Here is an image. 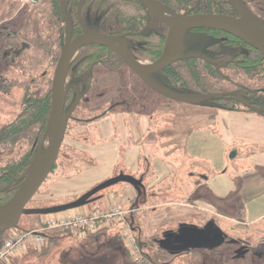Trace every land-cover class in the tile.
Wrapping results in <instances>:
<instances>
[{"label":"trees","instance_id":"1","mask_svg":"<svg viewBox=\"0 0 264 264\" xmlns=\"http://www.w3.org/2000/svg\"><path fill=\"white\" fill-rule=\"evenodd\" d=\"M161 1L180 13L195 6L198 0ZM243 1L255 13L264 18V0ZM79 5L80 0L65 1L66 11L72 22L73 38L83 33L85 24L105 34L128 36L131 52L137 60L155 61L161 57L168 28L159 23V29L153 28L142 32L143 27L148 23V17L141 0H82V20L78 15ZM196 9L221 14H232L231 12H233L226 0H200ZM200 29L214 32L216 36L225 35L216 28ZM66 39L67 26L61 8V0H39L37 4H24L21 0H0V93H9L13 89L21 90V95L13 106L16 114L0 119V207L15 196L37 152L47 141L52 109V82ZM234 40L237 42L232 46L225 40L214 43L213 49L216 53L214 59L224 61L226 64L223 67L218 66L216 62L207 61L205 58L194 57L179 60L167 68L155 72L153 78L165 87L179 93L190 95L224 94L222 97H213L206 102L197 104H209L231 111L256 112V110H264V55L245 45L243 41ZM242 47L247 50L240 52V49H244ZM122 66L123 63L119 57L104 44L87 43L77 51L70 62L66 78V111L73 105L78 94L87 96L81 100L70 117L65 137H71L69 132L75 126H82L85 129H82L75 140L89 139L93 134L91 131L89 134L92 124L94 125L105 116L119 111V102H117L119 97L133 92L134 99H136L138 95L140 96L138 94L140 84L145 90H152L132 70L129 72L135 83L132 82L130 85L125 73L121 71ZM102 72L118 74V91L111 99L105 96L109 91L102 90L100 80L96 76L97 73ZM230 91L239 92L248 103L231 96ZM91 99L93 100L91 101ZM124 100L128 104L135 102ZM8 106H10V102H8ZM259 114L264 116V112ZM65 148L69 149L76 162L83 163L82 161L87 159L83 158L87 156L85 153H80L76 147L67 146L64 142L60 154ZM73 153L81 155L82 158ZM147 164L148 161L144 157L142 165L147 167ZM57 166H59L58 161L52 173ZM73 170L76 169H73L71 164H67L65 173ZM120 173L122 171L116 170L113 176ZM143 179H141L142 184L139 188L145 185V178L143 177ZM122 183L124 182L117 185H123ZM114 186L99 190L91 196L88 203L104 199L110 192H114L112 190ZM134 188L139 194L140 189ZM80 196H74L71 201ZM56 205L59 203L40 204L37 207L47 208ZM43 215H22L16 226L24 218H30L33 220V224L23 229H17L15 226L0 232V247L14 231L46 227L41 218ZM186 215L187 212L180 211L176 214L173 212L172 219L183 223L187 222V218L191 220L200 216L204 218L201 213L194 214L193 211L188 212L189 216ZM161 220H164V216H161ZM130 221L135 226L139 217L132 214ZM165 223L164 221L159 223L160 229L165 228L160 237L148 236L143 232L144 228L141 224L136 226L138 232L136 237L143 253V260L133 264H174V258L178 255H172L159 245V239L166 231L172 229L171 226H163L166 225ZM197 225L202 226L203 224ZM109 228V226L101 225L99 232L107 231ZM44 232L48 240L41 247L42 250L38 252L37 248H33L37 246L28 244L27 255L45 256L52 253L58 243L66 235L73 234L75 230L70 227H46ZM195 251L211 253L206 249H196ZM22 259L25 257H22L21 254L17 255L11 264H22ZM216 259L206 255L204 259L193 261L185 258L189 264H217Z\"/></svg>","mask_w":264,"mask_h":264},{"label":"rangeland","instance_id":"2","mask_svg":"<svg viewBox=\"0 0 264 264\" xmlns=\"http://www.w3.org/2000/svg\"><path fill=\"white\" fill-rule=\"evenodd\" d=\"M27 1L33 4L37 3L33 1L38 0H25V2ZM122 71L125 72L130 85L132 82L135 83L129 71L125 69H122ZM101 74L102 77L99 79L100 87L102 90L107 89L109 91L105 96L111 99L118 91V74L112 72H102ZM135 81L137 82V80ZM139 87L138 94L140 96L138 95L136 99H134L135 95H133V92L121 98L117 97L118 102L124 101V99L127 101H135L132 104H119L118 112L126 114L131 112L133 114H146L151 120V125H149V128L153 129L152 135L150 134L151 136L156 135L153 132L159 131L167 119L173 122V119L185 118L188 120L190 117L193 121H197L200 124L203 123L198 116L196 117V112L192 113V111H189L186 105L188 103L170 99L152 90H145L141 84ZM20 95L21 90L19 89L10 90L9 93H0V115L3 118L12 117L16 114L15 107L13 108V106L15 102L17 103ZM131 97L133 99H130ZM8 102H10V106H8ZM214 118L216 121V117ZM82 129L85 128L82 126L72 128L69 132L71 137H65L64 143L67 146H73V143L76 141L75 139L78 138ZM90 131H96V126L92 124L89 128V134H91ZM157 134L159 135V132ZM216 134L218 137L198 138L196 141L192 140L193 143L190 142L192 137L185 139V142L192 144L193 149H195V152L189 150L190 156L194 157V155H199L193 158L198 164H193L192 158H189L187 155L188 153H184L183 145H176L178 151L175 154L176 156L172 155V163H176L178 166L173 170L174 172L172 171V177H166L158 183L153 184L152 180L154 178L153 176L151 177L150 169L143 166L141 172L133 175L137 179L145 178V185L141 186L140 195L137 194V190L132 184L124 182L122 183L123 185L116 184L112 188L114 192H110L104 199L85 205L90 208L87 211L88 213L97 208L105 207L104 203L107 201L106 198L110 195L118 199L115 205L127 210V213L122 220L114 221L109 230L104 232L75 231L73 234L66 235L54 248L53 252L45 256L27 255L28 251H23L21 256H24L25 259H22L21 263L133 264L140 262V260H143L142 251L141 259H136L126 244L124 231L131 233L136 238L137 245L140 248L136 237L138 224H141L144 228L143 232L148 236L160 237L165 230L163 227L160 229L159 223L161 221L166 222V225L163 226H171L172 229H177L180 222L175 221L174 218L172 219V213L175 212L176 214L180 211L187 212L186 216H189L188 212L193 211L194 214L197 212L201 213L204 218H201V216L194 217L192 215L195 219L191 220L187 218V222L204 225L210 219H214L228 234L229 238L247 241L252 250L247 255L236 257V249L238 247L234 244L226 243L219 247L220 249L211 250V253L191 250L187 253L184 252L178 256L176 255L174 264H189V262H186L188 259L185 260V258L193 261L196 259H204L205 255L217 258V264H264V167L256 165L258 164L256 163L257 160H255L257 158L255 155L256 149L252 148L250 143L244 141L237 142L235 149L234 147H227L226 149L228 150L224 153L221 150L223 144L220 136L217 132ZM83 137L85 136L83 135ZM144 137L145 135H142V139ZM94 139L97 141L102 140L97 133ZM141 145L143 152H146V148L144 147L146 144L143 142ZM44 146H49V137ZM148 146H150L152 151V154L149 156L150 158L156 155L157 157L167 159L166 152L158 142L148 144ZM176 147H172V150ZM258 149L260 151V148ZM73 154L76 155L75 153ZM76 156L81 157L79 154ZM150 158L148 163L151 160ZM58 159L59 166H57L54 172L43 183L35 197L28 204V207H37L40 204H62L71 201L74 196L83 194L82 192L78 195H70L71 193L65 190L67 187L62 185L61 181L74 174V172H78L81 167L89 166V164L76 162L73 159L72 153L66 148L59 155ZM64 164L66 165L64 166ZM67 164H71L73 169H76L75 166H77L78 170L65 173L67 171ZM223 171L226 172L225 175H223ZM203 175L211 177L208 182V187L204 183ZM252 184L255 186L253 190L250 189L251 187H246V185L252 186ZM94 186L90 187V189ZM130 186L133 187L131 195L126 191V188ZM232 188L234 189L233 194L229 191ZM86 192L87 190L84 193ZM132 214L139 217V221H137V224L135 223V226L130 221ZM161 216H164V220L160 221ZM46 217H49V215H43L41 217L43 222ZM31 224H33V220L24 218L16 228H27ZM47 240L48 238L45 240V243ZM42 246L33 248H37L39 252L42 250ZM126 251H128V254H126Z\"/></svg>","mask_w":264,"mask_h":264},{"label":"water","instance_id":"3","mask_svg":"<svg viewBox=\"0 0 264 264\" xmlns=\"http://www.w3.org/2000/svg\"><path fill=\"white\" fill-rule=\"evenodd\" d=\"M65 1L61 0V8L67 26V39L58 60L52 82V109L47 130L49 146L40 147L33 162L25 173L24 181L17 193L8 203L0 207V232L15 227L21 216L25 214L46 215L84 206L89 202L93 194L120 182L132 184L134 187L140 189L139 187L142 184L141 179L122 172L117 176L106 179L71 202L47 208L28 207L30 201L51 175L65 140L68 121L84 95L79 94L70 109L66 111V78L70 62L82 46L91 42L106 45L152 90L170 99L189 104L206 102V100L213 97H222L223 94L209 93L204 95H190L179 93L160 84L152 76L154 72L161 71L179 60L190 58L194 55L197 57L202 56L201 53H192L196 45L200 42L202 34L193 33L187 35L189 29L196 27L218 28L250 43L254 48L264 54V25L262 24L264 19L255 15L243 0H227L240 13V17L216 13H172L171 16H167L165 12L168 9L158 0H143L154 18H158L169 26L163 53L152 64H143L134 59L131 53L122 45V36L108 35L85 26L84 32L73 38L72 22L66 11ZM79 16L81 17V4ZM240 99L248 103L243 98ZM256 112L260 113L264 112V110H256ZM227 237L228 234L214 219H210L203 226L183 222L177 230L166 231L163 238L159 240V245L171 254H179L196 249L211 251L224 245ZM229 242L234 244L238 240L230 239ZM237 251L236 257H242L248 250L242 247Z\"/></svg>","mask_w":264,"mask_h":264},{"label":"crops","instance_id":"4","mask_svg":"<svg viewBox=\"0 0 264 264\" xmlns=\"http://www.w3.org/2000/svg\"><path fill=\"white\" fill-rule=\"evenodd\" d=\"M186 105L189 111H192V113L196 112L195 115L203 121L202 124L191 120L190 117L188 120L185 118L173 119V122L167 119L159 131L153 132L156 134L154 136H151L153 131V129L149 128L151 120L146 114L116 112L100 119L94 123L96 131L92 132L93 134L88 140L75 141L73 143V146L80 153H85L88 156V158L87 156L83 157L87 159H84L85 161L82 162L89 164V166L81 167L80 172H74L69 177L62 179L61 184L65 185L67 187L65 190L74 196V194L84 193L90 187L112 177L116 170L136 175L143 169L142 158L145 156L148 161L150 154H152L150 146L147 147V145L158 142L166 152L167 159L154 155L147 164V168L151 172V177L153 176L154 178L152 183L156 184L161 179L172 177V171L177 168L178 164L172 163V155L176 156L175 154L178 151L176 145H183L184 153H188V157L193 160V158L199 155L195 156L191 153L194 157L190 156L189 150L195 152V149H193L192 144L185 142V139L192 137L190 142L193 143L198 138L218 137L216 132L219 134L223 144V147L221 146L222 152L224 151L225 153L228 150L226 149L227 147H234L235 149L237 147L236 143L240 141L250 143V146L256 149L255 155L257 158L255 160L258 163L256 165L264 167V149H260V151L258 149L261 147L264 148V116L258 112L224 110L210 105L189 103ZM214 117H216V121ZM219 130L221 131L220 133ZM158 132L159 135L157 134ZM94 133H97L102 140L97 141L94 139ZM142 135H145L143 139ZM143 142L146 144V146L144 145L146 152L142 150L141 144ZM174 146L176 148L172 150ZM192 162L198 164L195 160ZM75 168V171H77L78 167L75 166ZM225 173L223 171V175ZM203 178L204 183L208 187V182L211 177L203 175ZM246 187H251L250 189L253 190L255 186L252 184V186L246 185ZM131 190L133 191L132 186L126 188V191L130 195ZM229 191L232 194L234 193L233 188ZM106 200V203H104L105 207L95 210L108 209L115 205L118 199L110 195ZM89 209L88 206L84 205L58 212V214L55 213L54 216L58 218H70L80 213H87Z\"/></svg>","mask_w":264,"mask_h":264},{"label":"built area","instance_id":"5","mask_svg":"<svg viewBox=\"0 0 264 264\" xmlns=\"http://www.w3.org/2000/svg\"><path fill=\"white\" fill-rule=\"evenodd\" d=\"M126 211L120 206L113 205L108 209L80 213L70 218H58L49 215L44 219V224L46 227H70L75 231L97 232L101 225L111 227L114 221L122 220L127 213ZM46 227L35 230L14 231L0 247V264H11L15 256L26 250L28 244L42 246L47 239L44 232ZM124 232L127 246L136 259L140 260L142 254L136 238L131 233Z\"/></svg>","mask_w":264,"mask_h":264},{"label":"flooded vegetation","instance_id":"6","mask_svg":"<svg viewBox=\"0 0 264 264\" xmlns=\"http://www.w3.org/2000/svg\"><path fill=\"white\" fill-rule=\"evenodd\" d=\"M22 1V0H21ZM142 2H143V4H144V6H145V12H146V14H147V17H148V23L143 27V29H142V32L143 31H146V30H148V29H153V28H156V29H159V23H162V24H164V25H166L167 26V35H166V38H167V36H168V32H169V26L166 24V23H164V22H162L161 20H159L158 18H154L153 17V14L151 13V11H149L148 10V8H147V6H146V4H145V2L143 1V0H141ZM160 3H162L167 9H168V11H166L165 12V15H167V16H171V14L172 13H177V14H199V13H215V12H205V11H200L199 9H196V7L198 6V3H199V1L200 0H198L197 2H196V4H195V6H193V7H191V8H189V9H187V10H185L184 12H176L174 9H172V8H170L166 3H164V2H162L161 0H158ZM227 1V0H226ZM24 4H26V3H31L30 1H27V2H25V0H23L22 1ZM33 2H39V0L38 1H33ZM37 3H33V4H37ZM82 3V0H80V4ZM227 3L232 7V9H233V12H231L232 14H224V15H230V16H234V17H240V13L232 6V4L231 3H229L228 1H227ZM245 3V2H244ZM246 4V3H245ZM247 5V4H246ZM248 6V5H247ZM249 7V6H248ZM79 8H80V5H79ZM250 8V7H249ZM250 10L255 14V15H257V16H259V17H261L262 19H264L263 18V16L262 15H260V14H257V13H255L251 8H250ZM216 14H221V13H216ZM78 15H79V10H78ZM80 17V16H79ZM80 19L82 20V17H80ZM83 22V21H82ZM84 24V23H83ZM85 26H87V25H85L84 24V29H85ZM88 27V26H87ZM90 28V27H89ZM200 28H214V27H196V28H191V29H189V31L187 32V35L188 34H193V33H200V34H202V38H201V40H200V42L196 45V47H195V49L192 51V53H194V54H197V53H201L202 54V56H199L198 58H205L207 61L209 60V61H211V62H216L217 64H218V66H222L223 67V65L224 64H226L224 61H220V60H216V59H214L215 58V55H216V53H215V50L213 49V46H214V43L215 42H221L222 40H225V41H228V43L232 46V45H235L236 44V42L237 41H235L234 39H237V40H240V41H243L244 42V44L245 45H248L250 48H252V49H254V50H256V51H258L256 48H254L250 43H248V42H246V41H244V40H242L241 38H239V37H237V36H235V35H233V34H231V33H228V32H226V31H224V30H221V29H218V28H216L217 30H220L222 33H224L225 35H221V36H216L215 34H214V32L213 33H211V32H209V31H206V30H203V29H200ZM91 29H93V28H91ZM94 30H96V29H94ZM98 31V30H97ZM84 32V31H83ZM100 32V31H99ZM102 33V32H101ZM82 34V33H81ZM109 35V34H108ZM79 36V35H78ZM112 36H122L123 37V41H122V45L124 46V48L126 49V50H128L130 53H131V55L134 57V55L132 54V52H131V49H130V46H131V43L129 42V39H128V36H126V35H123V34H121V35H112ZM166 38H165V41H166ZM164 46H165V42H164ZM242 48H244V49H240V52H242V51H245V50H247V48L245 49V47H242ZM111 50V49H110ZM163 50H164V48H163ZM259 53H261L260 51H258ZM163 53V52H162ZM262 54V53H261ZM264 55V54H263ZM194 57H197V56H193V57H190V58H194ZM120 59V58H119ZM134 59H136L135 57H134ZM186 59H188V58H186ZM121 60V59H120ZM137 60V59H136ZM158 60V59H157ZM157 60H155V61H150V60H148V59H146V60H137V61H139L140 63H143V64H152V63H154V62H156ZM121 62L123 63V66H122V68H121V71H122V69H125V70H127V71H129V70H131L122 60H121ZM225 66V65H224ZM123 73H125L124 71H122ZM155 73V72H154ZM153 73V74H154ZM153 74H152V76H153ZM97 77H98V80L99 79H101V77H102V74L101 73H97V75H96ZM142 80V79H141ZM143 81V80H142ZM144 82V81H143ZM154 91V90H153ZM155 92V91H154ZM223 94V93H222ZM79 95V94H78ZM77 95V96H78ZM224 95V94H223ZM230 95L231 96H233V97H235V98H237V99H239V100H241L240 98H242V95L239 93V92H237V91H230ZM87 95H83V97H82V99H84L85 97H86ZM77 98V97H76ZM81 99V100H82ZM88 99H90V98H88ZM108 99H110V98H108ZM93 99H91V101H92ZM242 101V100H241ZM247 101V100H246ZM81 102V101H80ZM118 102V101H117ZM244 102V101H243ZM122 103H127L125 100L123 101H120L119 102V104H122ZM0 119H3V117L2 116H0ZM181 224V223H180ZM179 224V225H180ZM203 226V225H202ZM179 227V226H178ZM178 229V228H177ZM177 229H171V230H177ZM164 236V235H163ZM163 236L161 237V238H163ZM160 238V239H161ZM159 239V240H160ZM230 239H234V238H229V236L227 237V241H226V243H230L229 242V240ZM236 240H238V242L237 243H234V245H236L238 248L236 249V254H237V250L238 249H241L242 247H245V249H247L248 251L246 252V255L247 254H249L250 252H251V246L249 245V243L247 242V241H245V240H243V239H236ZM225 243V244H226ZM230 244H233V243H230ZM243 250V249H242ZM169 252V251H168ZM242 252V251H241ZM184 253V252H183ZM179 254H181V253H179ZM179 254H172V255H179ZM258 254H260V253H258Z\"/></svg>","mask_w":264,"mask_h":264},{"label":"bare ground","instance_id":"7","mask_svg":"<svg viewBox=\"0 0 264 264\" xmlns=\"http://www.w3.org/2000/svg\"><path fill=\"white\" fill-rule=\"evenodd\" d=\"M262 24L264 25V22H262ZM48 137H49V135H48Z\"/></svg>","mask_w":264,"mask_h":264}]
</instances>
